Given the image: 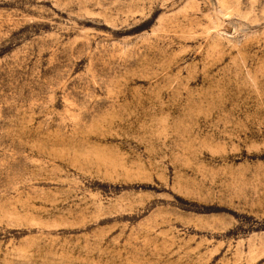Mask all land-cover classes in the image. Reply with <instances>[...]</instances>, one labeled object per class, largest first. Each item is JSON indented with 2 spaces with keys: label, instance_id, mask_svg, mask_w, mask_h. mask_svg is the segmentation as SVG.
Here are the masks:
<instances>
[{
  "label": "rangeland",
  "instance_id": "obj_1",
  "mask_svg": "<svg viewBox=\"0 0 264 264\" xmlns=\"http://www.w3.org/2000/svg\"><path fill=\"white\" fill-rule=\"evenodd\" d=\"M0 264H264V0H0Z\"/></svg>",
  "mask_w": 264,
  "mask_h": 264
}]
</instances>
